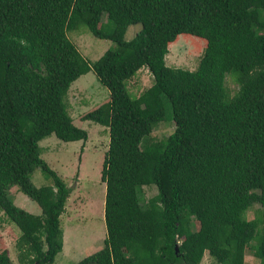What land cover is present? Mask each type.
Segmentation results:
<instances>
[{"label":"trees","instance_id":"trees-1","mask_svg":"<svg viewBox=\"0 0 264 264\" xmlns=\"http://www.w3.org/2000/svg\"><path fill=\"white\" fill-rule=\"evenodd\" d=\"M115 42L89 61L69 38L80 24ZM132 24L141 28L130 39ZM181 33L207 39L195 70L167 64ZM154 83L132 97L126 80ZM94 70L110 99L88 111L110 129L104 246L75 264H264V0H0V210L16 224L23 264H50L64 247L61 216L73 187L41 156L40 141L89 138L67 103ZM237 84L232 94L227 78ZM172 109L174 130L154 139ZM36 167L53 179L36 186ZM158 193L145 199L142 188ZM39 203L17 205L11 188ZM259 204L260 215L247 217ZM0 264H15L0 249Z\"/></svg>","mask_w":264,"mask_h":264},{"label":"rangeland","instance_id":"rangeland-1","mask_svg":"<svg viewBox=\"0 0 264 264\" xmlns=\"http://www.w3.org/2000/svg\"><path fill=\"white\" fill-rule=\"evenodd\" d=\"M141 24H132L126 38H132ZM69 38L76 44L80 52L89 61L98 59L105 51L115 46L110 39L95 36L88 25L80 24L68 31ZM207 47V39L190 33H181L169 45L166 55L167 64L184 69H197ZM132 97H138L145 89L154 83V76L147 67L139 69L126 80ZM227 86L232 94L237 90V84L227 78ZM110 99V91L91 70L71 85L67 95L69 111L74 122L89 132L87 141H64L55 134L40 141L41 156L49 166L73 187L61 216V226L64 232V249L59 252L50 264H75L104 246L107 237L105 220L106 182L102 179L103 163L110 142V129L93 120H83L90 110ZM166 120L158 123L151 136L154 139L167 137L175 128L170 103H167ZM36 186L51 185L53 179L41 167H36L31 174ZM158 193L155 185H145L142 194L149 199ZM15 203L35 214H41L42 208L38 202L31 199L18 187L11 188ZM259 204L253 205L247 212V217L253 219L260 215ZM21 234L19 227L0 210V249L7 250L15 264L20 261V251L17 240ZM245 264H260L253 254L252 248L246 252ZM201 264H219L207 251Z\"/></svg>","mask_w":264,"mask_h":264},{"label":"crops","instance_id":"crops-1","mask_svg":"<svg viewBox=\"0 0 264 264\" xmlns=\"http://www.w3.org/2000/svg\"><path fill=\"white\" fill-rule=\"evenodd\" d=\"M64 249V248H63Z\"/></svg>","mask_w":264,"mask_h":264}]
</instances>
